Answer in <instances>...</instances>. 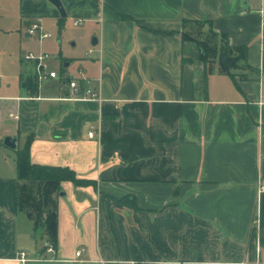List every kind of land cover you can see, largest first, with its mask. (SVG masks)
Masks as SVG:
<instances>
[{"label":"crops","instance_id":"obj_1","mask_svg":"<svg viewBox=\"0 0 264 264\" xmlns=\"http://www.w3.org/2000/svg\"><path fill=\"white\" fill-rule=\"evenodd\" d=\"M61 1L66 16L50 0H0V17L17 19L0 29L26 62L0 79V145L11 136L22 147L33 133V162L95 184L62 181L58 245L39 258L47 240L31 254L16 163L10 170L1 155L0 264H264V0ZM64 18L83 23L92 47L65 55L58 38L64 63L52 77L44 61L25 58L26 38H51ZM35 22L42 29L32 32ZM210 25L247 47L232 74L218 59L207 72L200 57L196 39ZM21 74L38 76V93ZM86 86L99 98H84Z\"/></svg>","mask_w":264,"mask_h":264},{"label":"trees","instance_id":"obj_2","mask_svg":"<svg viewBox=\"0 0 264 264\" xmlns=\"http://www.w3.org/2000/svg\"><path fill=\"white\" fill-rule=\"evenodd\" d=\"M119 16L131 17L126 14H119ZM205 33L206 37L201 36L196 39V42L207 72L209 61L218 59L221 71L232 74V70L238 67V62L246 57L247 47L230 44L228 37L217 33L211 25ZM219 36L220 42H218ZM184 37L193 38L190 34H184ZM20 79L21 83L30 89L32 95L38 93L37 75L24 78L21 74ZM33 139L34 134H29L24 145L16 150L17 205L19 211L27 214L33 222L34 232L46 238V244L39 250V254H44L47 243L53 245L55 249L58 245V197L61 193L62 181L69 180L75 185H88L95 184V180L79 177L69 166L33 162L30 152ZM120 201L138 210L135 198L125 197Z\"/></svg>","mask_w":264,"mask_h":264},{"label":"rangeland","instance_id":"obj_3","mask_svg":"<svg viewBox=\"0 0 264 264\" xmlns=\"http://www.w3.org/2000/svg\"><path fill=\"white\" fill-rule=\"evenodd\" d=\"M17 19L13 17H0V27H3L2 25H16ZM82 27L83 23L79 25H73L72 21L64 18V22L61 25V27H55L53 29V26H51V32L52 37L44 40H40L37 36L28 37L27 40L30 41V46H25V49L27 51L31 52H37V53H44L47 52L49 56L45 58L44 64L45 69L47 71L55 70L57 72L61 71V68L63 67V63L61 56L59 52L57 51V48L55 47V42L58 38L62 41V48L63 51H65V55H78V56H84L85 52L88 51L92 45L85 42V40H82ZM10 36L7 35L5 31L0 29V79L1 82L4 83L5 77L7 78H14V75L17 74L18 70H20V67L22 64H26V62H23V60L20 58V51L17 52V43L12 41H8L10 39ZM22 36L24 37V32L22 33ZM75 43V44H73ZM15 52H17V61L13 58L15 55ZM79 62H74L72 65L68 68L67 71H69L71 74L75 75L79 71ZM21 145V141L19 142ZM19 144H17L15 147H11L8 145H0L3 148L0 150V156H5L6 164L8 167L15 169V157H16V150L18 147H21ZM24 216V221H27V223L30 226H33V222L29 219L27 214L22 213ZM35 238L30 239V245L28 246L29 251L31 254L35 252V250L40 247L41 245V234L38 232H34ZM32 254V255H33Z\"/></svg>","mask_w":264,"mask_h":264},{"label":"built area","instance_id":"obj_4","mask_svg":"<svg viewBox=\"0 0 264 264\" xmlns=\"http://www.w3.org/2000/svg\"><path fill=\"white\" fill-rule=\"evenodd\" d=\"M81 22H82V20H76L74 23L75 24H79ZM41 29H42V26H41V24L39 22H35L32 25V27H31L32 32H37V31H39ZM50 35H51L50 32H46V31H44V32L42 31L41 32V37H48ZM45 57H48V54L47 53H34V52H29V53L25 54V58L26 59L36 60L37 61V67H40L41 66V61ZM48 74H49V76H52V77L53 76L54 77L57 76V72L56 71H50ZM41 76H45V74L44 75H41ZM69 85L73 89V94H76V93L79 92L80 87H79V83H78V80L77 79H75V78L74 79H71L69 81ZM84 92H85L84 95H83L84 98H96V97L99 98V92H98V90L96 88L92 87V86H88V87L86 86L84 88ZM95 133H96V130H91V131L88 132V135L90 137H92V136L95 135ZM54 252H55L54 246L47 243V247H46V252L45 253H54ZM82 252H83V249L78 250L77 251V255H81ZM39 258H45V257H43V256H41V254H39ZM18 259L20 260V262L24 263L27 260H29L28 254L25 251H21L19 253Z\"/></svg>","mask_w":264,"mask_h":264},{"label":"water","instance_id":"obj_5","mask_svg":"<svg viewBox=\"0 0 264 264\" xmlns=\"http://www.w3.org/2000/svg\"><path fill=\"white\" fill-rule=\"evenodd\" d=\"M52 3H54L57 8L59 9L60 13L62 16H66V11H65V8L63 6V3L61 0H50ZM92 42L95 44L97 43V38L94 37ZM4 143L8 146H11V147H15L16 146V138L15 137H11V136H6L4 138Z\"/></svg>","mask_w":264,"mask_h":264}]
</instances>
